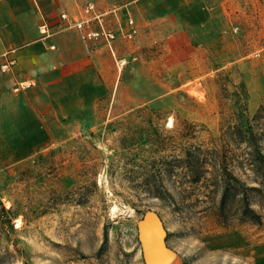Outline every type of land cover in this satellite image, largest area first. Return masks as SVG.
Segmentation results:
<instances>
[{
  "label": "rangeland",
  "instance_id": "obj_1",
  "mask_svg": "<svg viewBox=\"0 0 264 264\" xmlns=\"http://www.w3.org/2000/svg\"><path fill=\"white\" fill-rule=\"evenodd\" d=\"M248 8L231 56L196 85L180 88L166 75L167 88L147 91L151 101L136 91V106L122 101L119 114L72 123V133L3 173L4 264H147L139 224L148 213L164 231L160 264H264V219L260 226L218 223L198 200L204 188L186 199L176 188L183 179L163 164L188 145L221 149L237 123L264 130V111L256 116L264 108V0ZM154 183L173 200L155 197Z\"/></svg>",
  "mask_w": 264,
  "mask_h": 264
},
{
  "label": "crops",
  "instance_id": "obj_2",
  "mask_svg": "<svg viewBox=\"0 0 264 264\" xmlns=\"http://www.w3.org/2000/svg\"><path fill=\"white\" fill-rule=\"evenodd\" d=\"M88 2L106 13L88 26L114 31L112 50L75 28L59 31L67 24L60 15L82 19ZM249 2L261 8V0H0V178L72 133V123L119 114L122 101L134 107L136 91L151 101L147 91L167 88L166 75L191 88L216 71ZM130 20L137 32L126 39ZM45 21L52 35L41 34ZM8 58L15 64L4 72ZM118 59L127 62L122 70Z\"/></svg>",
  "mask_w": 264,
  "mask_h": 264
},
{
  "label": "trees",
  "instance_id": "obj_3",
  "mask_svg": "<svg viewBox=\"0 0 264 264\" xmlns=\"http://www.w3.org/2000/svg\"><path fill=\"white\" fill-rule=\"evenodd\" d=\"M262 111L264 108L256 116ZM231 128L230 134L222 138L221 149L193 144L185 146L178 156L165 159V171L183 179L176 188L186 199L188 194L204 188L205 198L198 200L209 204L206 208L212 210L218 223L260 226L264 219V130L255 131L252 124L243 123ZM231 143L236 147L229 145ZM244 143V150H238ZM237 171H241L247 180ZM150 188L155 197L168 202L173 200L169 191H162L155 183ZM5 262L6 255L0 253V264Z\"/></svg>",
  "mask_w": 264,
  "mask_h": 264
},
{
  "label": "built area",
  "instance_id": "obj_4",
  "mask_svg": "<svg viewBox=\"0 0 264 264\" xmlns=\"http://www.w3.org/2000/svg\"><path fill=\"white\" fill-rule=\"evenodd\" d=\"M83 11H84V17L79 20H72L71 23H68L70 21L69 15L67 13H62L60 15V18L62 21H65L67 24H62L63 26L60 25L59 31H64L66 29L75 28L77 30L82 31V37L84 39H89V40L102 39L105 41L106 45H108V47L112 50V43L117 37L116 33L112 30L103 28L101 26L99 29H89V26H88V25H91L93 22L102 24V20L106 13L97 11L96 5L94 2H88L86 6L84 7ZM129 24L131 26L130 31L127 33H124V37L126 39H132L133 36L137 32V29L134 27V23L132 20L129 21ZM40 32L44 36H49L53 34L50 30L48 22L46 21L40 25ZM11 52L3 53L1 56L3 58H7ZM14 64H15L14 59L8 58V60L4 64L1 65V70L4 72H8L12 69ZM126 64L127 62L124 59L117 60V65L120 70H122ZM23 86L24 85L20 84L19 87L16 89V91L20 87H23Z\"/></svg>",
  "mask_w": 264,
  "mask_h": 264
},
{
  "label": "water",
  "instance_id": "obj_5",
  "mask_svg": "<svg viewBox=\"0 0 264 264\" xmlns=\"http://www.w3.org/2000/svg\"><path fill=\"white\" fill-rule=\"evenodd\" d=\"M155 232V239L149 237V233ZM140 241L143 246L145 261L147 264H160L164 259V253L160 254V250L165 252L163 245L161 223L157 216L153 213H148L139 224ZM159 250V252H157Z\"/></svg>",
  "mask_w": 264,
  "mask_h": 264
},
{
  "label": "bare ground",
  "instance_id": "obj_6",
  "mask_svg": "<svg viewBox=\"0 0 264 264\" xmlns=\"http://www.w3.org/2000/svg\"><path fill=\"white\" fill-rule=\"evenodd\" d=\"M170 123H171V125L173 124V121H172V119H171V122H170ZM18 223H19V225H21V224H20V223H21V222H20V220H19V222H18Z\"/></svg>",
  "mask_w": 264,
  "mask_h": 264
}]
</instances>
